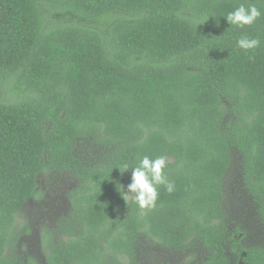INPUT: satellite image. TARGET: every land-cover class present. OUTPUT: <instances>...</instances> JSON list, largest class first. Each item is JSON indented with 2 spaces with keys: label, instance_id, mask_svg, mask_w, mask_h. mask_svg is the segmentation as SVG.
I'll use <instances>...</instances> for the list:
<instances>
[{
  "label": "trees",
  "instance_id": "16d2710c",
  "mask_svg": "<svg viewBox=\"0 0 264 264\" xmlns=\"http://www.w3.org/2000/svg\"><path fill=\"white\" fill-rule=\"evenodd\" d=\"M241 3L262 13L243 29L225 18ZM245 35L260 46L240 49ZM235 150L264 222V0H0V264H33L19 219L56 174L78 185L57 237L44 230L46 264H142L150 239L233 264ZM144 156L166 157L175 185L148 210L121 194ZM243 252L264 264V247Z\"/></svg>",
  "mask_w": 264,
  "mask_h": 264
},
{
  "label": "rangeland",
  "instance_id": "374dc122",
  "mask_svg": "<svg viewBox=\"0 0 264 264\" xmlns=\"http://www.w3.org/2000/svg\"><path fill=\"white\" fill-rule=\"evenodd\" d=\"M86 161L92 162L93 153L88 145H82ZM244 161L239 151L232 153V167L225 180V207L230 227L227 253L233 264H244V250L264 247V222L260 217L258 204L249 192L244 178ZM43 199L30 200L22 211L19 225L29 224L28 234L20 239L17 251L25 262L46 264L47 250L43 243L44 230H49L54 238L58 235V224L71 212L69 193L78 183L72 177L56 174L52 180L39 179ZM238 243L239 252L230 250L231 242ZM139 251L142 264H200L207 252L200 246L183 250H168L157 245L154 240H144Z\"/></svg>",
  "mask_w": 264,
  "mask_h": 264
},
{
  "label": "clouds",
  "instance_id": "9594fccd",
  "mask_svg": "<svg viewBox=\"0 0 264 264\" xmlns=\"http://www.w3.org/2000/svg\"><path fill=\"white\" fill-rule=\"evenodd\" d=\"M261 15V10L255 4L241 3L225 18L231 26L243 29L253 25ZM260 43L258 38H250L245 35L238 39L237 46L247 52L257 49ZM167 165L168 161L164 156L155 159L144 156L133 168H129L127 164L124 165V170H120L122 174L132 170L131 183L127 186V191L121 192L125 202L128 204L131 201L141 210L155 208L159 196V186H164L169 193L174 191V183L165 174ZM122 188L124 187L122 186Z\"/></svg>",
  "mask_w": 264,
  "mask_h": 264
}]
</instances>
